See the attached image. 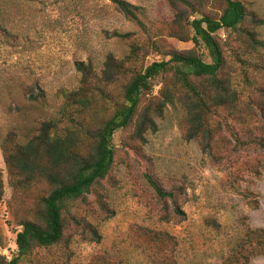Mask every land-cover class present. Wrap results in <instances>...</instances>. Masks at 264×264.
<instances>
[{"label": "trees", "instance_id": "obj_1", "mask_svg": "<svg viewBox=\"0 0 264 264\" xmlns=\"http://www.w3.org/2000/svg\"><path fill=\"white\" fill-rule=\"evenodd\" d=\"M218 1L220 14L213 16L201 12L193 0H170L177 28L171 25L167 30L181 41L202 43L212 63L195 50H170L165 54L168 60L144 66V51L148 47L160 50L161 42L153 40L138 6L113 0L141 28L143 42L132 45L123 59L109 55L100 73L92 62H78L79 88L62 91L64 101L55 116L43 122L27 143L17 142L14 134L0 136L22 228L17 255L8 260L0 254V264H65L75 236L100 242L101 234L88 216L96 211L92 196L102 212L99 215L114 216L103 184L115 160L114 136L129 130L121 146L140 147L149 132L158 130V119L170 105L184 107L186 139L196 141L214 165L239 173L243 168L254 177L264 174L260 159L264 153V54L260 48L264 45L251 30L261 22L241 0ZM197 13H202L201 18L190 20ZM0 31L6 29L0 25ZM221 31L228 32V40L234 37L232 48L222 44ZM158 83L162 87L154 95ZM38 91L34 99L43 102L46 94ZM147 178L163 202L164 219L183 221L186 212L178 202L181 189L166 190ZM3 192L0 178V200ZM254 207H259L258 202ZM156 240L173 242L174 238L160 233L152 235V241ZM263 256L264 228L247 225L223 264H252ZM95 264L117 263L104 255Z\"/></svg>", "mask_w": 264, "mask_h": 264}, {"label": "rangeland", "instance_id": "obj_2", "mask_svg": "<svg viewBox=\"0 0 264 264\" xmlns=\"http://www.w3.org/2000/svg\"><path fill=\"white\" fill-rule=\"evenodd\" d=\"M126 1L140 8L153 40L161 42L160 50L148 47L144 51V66L168 60L165 54L170 50H195L212 63L202 43L196 46L192 40L169 36L168 28H177L170 0ZM193 1L201 12L220 14L218 0ZM241 1L260 20L251 30L264 45V0ZM201 16L197 13L190 20ZM0 25L6 29L0 31V136L14 134L19 143L34 138L41 124L55 116L64 101L63 90L79 88L78 62H92L100 73L109 55L125 58L144 37L113 0H0ZM228 36L227 31L219 33L222 44L232 48L236 43ZM260 51L264 54V46ZM161 87L158 83L154 95ZM39 89L46 94L43 102L34 99ZM185 114L180 103L168 106L158 119V130L149 132L139 148L121 146L129 130L114 136L115 160L109 180L103 182L114 216L99 215L92 196L96 211L88 219L99 230L101 241L75 236L65 264H95L104 255L117 264H223L244 234V226L264 228V174L254 177L243 168L239 173L214 165L196 141L186 139ZM260 159L264 162V153ZM148 176L166 190L181 189L178 202L186 212L183 221L164 219L163 202ZM0 178L4 180L0 254L11 260L19 251L16 241L22 228L1 146ZM169 206L172 212L170 201ZM160 233L174 241H152V235ZM252 264H264V256Z\"/></svg>", "mask_w": 264, "mask_h": 264}]
</instances>
